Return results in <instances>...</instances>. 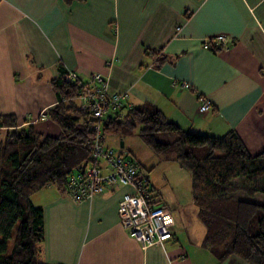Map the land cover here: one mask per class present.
<instances>
[{
    "label": "crops",
    "instance_id": "0c3cea01",
    "mask_svg": "<svg viewBox=\"0 0 264 264\" xmlns=\"http://www.w3.org/2000/svg\"><path fill=\"white\" fill-rule=\"evenodd\" d=\"M219 34L227 35V49L205 47ZM152 51L166 63L156 68ZM61 67L81 84L102 74L107 96L127 93L132 108L152 104L188 132L220 137L235 131L250 154L264 150V0H0V116L58 137L48 111L58 104L52 80ZM83 86L87 92L90 85ZM200 95L212 102L205 113ZM133 192L117 186L79 203L55 185L37 192L32 200L44 218L38 260L248 264L235 256L219 263L202 245L205 230L194 237L163 200L159 206L175 221L173 237L144 249L119 224V203Z\"/></svg>",
    "mask_w": 264,
    "mask_h": 264
},
{
    "label": "trees",
    "instance_id": "16d2710c",
    "mask_svg": "<svg viewBox=\"0 0 264 264\" xmlns=\"http://www.w3.org/2000/svg\"><path fill=\"white\" fill-rule=\"evenodd\" d=\"M211 49L221 50L216 45ZM151 55L156 68L167 61L155 51ZM68 73L61 67L52 80L58 104L48 117L59 126L58 137L44 135L33 125L20 126L13 115L0 116V132L6 130L0 139V264H43L38 260L43 210L32 197L48 185L64 190L68 177L90 158L87 142L95 121L88 110H79L76 101L85 89L79 79L65 81ZM119 114L106 117L103 142L109 136L124 142L136 133L154 154L170 157L191 173L193 202L205 228L203 247L219 263L235 256L248 264H264V150L250 154L235 131L220 137L188 132L148 103ZM159 135L173 138L160 141ZM137 163L142 172L143 165ZM151 199L156 206L161 203L152 193Z\"/></svg>",
    "mask_w": 264,
    "mask_h": 264
},
{
    "label": "built area",
    "instance_id": "2783aa9c",
    "mask_svg": "<svg viewBox=\"0 0 264 264\" xmlns=\"http://www.w3.org/2000/svg\"><path fill=\"white\" fill-rule=\"evenodd\" d=\"M228 42L227 35L219 34L213 39H207L204 45L209 48L210 44L214 43L220 49H227ZM64 79L71 83L78 77L69 72ZM86 84L90 87L87 92L79 95L78 98H81L82 102L78 108L88 110L95 121L92 128L94 135L87 142L91 149L90 158L68 177L64 192L79 203L113 187H131L134 192L125 194L119 203V224L144 249L162 245L173 237V216L166 208L152 203L151 188L137 161L125 149L116 151L103 142L102 125L108 112L111 111L114 115L127 106L132 108L127 100L128 94L107 96V81L100 73L91 74L88 83L81 85ZM199 101L201 113L212 108L208 97L200 95Z\"/></svg>",
    "mask_w": 264,
    "mask_h": 264
},
{
    "label": "rangeland",
    "instance_id": "374dc122",
    "mask_svg": "<svg viewBox=\"0 0 264 264\" xmlns=\"http://www.w3.org/2000/svg\"><path fill=\"white\" fill-rule=\"evenodd\" d=\"M172 136H157L160 141H171ZM106 146L116 151L123 150L120 147L121 139L109 136L105 139ZM125 148H128L143 164L144 174L150 175L149 187H154L152 193L154 199L163 200L170 205L172 212H179L188 230L192 229L194 237L201 238L205 230L198 220L197 208L193 204L191 187V173L173 160L162 155L154 154L135 134L124 139ZM2 237L0 236V240Z\"/></svg>",
    "mask_w": 264,
    "mask_h": 264
},
{
    "label": "water",
    "instance_id": "95a60500",
    "mask_svg": "<svg viewBox=\"0 0 264 264\" xmlns=\"http://www.w3.org/2000/svg\"><path fill=\"white\" fill-rule=\"evenodd\" d=\"M120 147H121V148H124V142H123V141H121V143H120Z\"/></svg>",
    "mask_w": 264,
    "mask_h": 264
},
{
    "label": "bare ground",
    "instance_id": "6f19581e",
    "mask_svg": "<svg viewBox=\"0 0 264 264\" xmlns=\"http://www.w3.org/2000/svg\"><path fill=\"white\" fill-rule=\"evenodd\" d=\"M106 119V118H105ZM105 121V120H104Z\"/></svg>",
    "mask_w": 264,
    "mask_h": 264
}]
</instances>
